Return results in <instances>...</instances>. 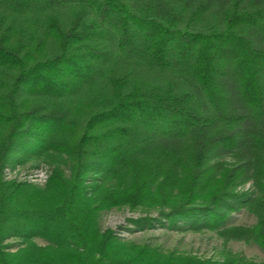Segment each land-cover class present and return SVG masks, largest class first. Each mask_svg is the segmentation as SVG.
Masks as SVG:
<instances>
[{"label": "trees", "instance_id": "trees-1", "mask_svg": "<svg viewBox=\"0 0 264 264\" xmlns=\"http://www.w3.org/2000/svg\"><path fill=\"white\" fill-rule=\"evenodd\" d=\"M125 208L264 251V0H0V264H264L101 229Z\"/></svg>", "mask_w": 264, "mask_h": 264}, {"label": "rangeland", "instance_id": "rangeland-1", "mask_svg": "<svg viewBox=\"0 0 264 264\" xmlns=\"http://www.w3.org/2000/svg\"><path fill=\"white\" fill-rule=\"evenodd\" d=\"M5 179L8 181L27 182L38 188H44L50 177V169L47 166L31 168V165L24 167H10L5 171ZM249 184L242 186L238 191L249 190ZM157 218V212L144 210L130 211L129 209H114L104 212L100 216V227L103 231L113 230L118 236L128 242L140 245H149L165 253H177L191 255L201 259L222 260L224 251L229 250L248 260L264 263V251L254 242L233 241L227 245L216 233L206 232L197 234L193 232L173 231L162 226L156 221L153 226H136L132 220L145 217ZM256 218L246 210L234 213L229 219V226H253ZM39 246H46L48 242L44 239H35ZM10 245V251L14 252L23 243L19 239H11L6 242Z\"/></svg>", "mask_w": 264, "mask_h": 264}, {"label": "built area", "instance_id": "built-area-1", "mask_svg": "<svg viewBox=\"0 0 264 264\" xmlns=\"http://www.w3.org/2000/svg\"><path fill=\"white\" fill-rule=\"evenodd\" d=\"M6 175L8 176L9 174L6 173Z\"/></svg>", "mask_w": 264, "mask_h": 264}]
</instances>
